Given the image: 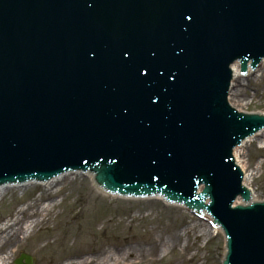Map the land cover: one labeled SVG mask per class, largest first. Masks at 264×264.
Listing matches in <instances>:
<instances>
[{
  "label": "water",
  "instance_id": "95a60500",
  "mask_svg": "<svg viewBox=\"0 0 264 264\" xmlns=\"http://www.w3.org/2000/svg\"><path fill=\"white\" fill-rule=\"evenodd\" d=\"M66 1L67 4L60 0L61 5L56 6L53 3H40L39 0H34L32 3L19 5L18 11L15 5L12 12L8 13L6 17L0 12L3 17L1 19L3 22L0 29V43L3 42L2 46L6 49L3 51L4 53L0 54V60L6 58L0 64V150H3L0 154V176L19 171L17 166L21 159L12 154L10 149L18 142L21 133L23 134L20 138L21 145L24 147L28 142H31L32 137L30 136L38 137L40 134H45L44 141L46 143H54L58 140L63 131L56 130L54 125L45 117L54 118L56 111H62L61 105H67L68 110L71 109L73 114H89L93 109L101 111L105 105L115 109L121 106V101L129 96L130 92H133L137 105H134L132 109H139L137 116L143 125L137 130L139 135L131 133L134 131V123L131 119H128V123L122 129V132L110 125L102 126L100 124H98V128L95 127L92 131H97L102 135L112 132L117 140L124 137L128 142H134V148L137 150H144L142 142L145 141V149H153L155 155L151 152L138 153L136 162L148 157L150 164L140 165V169L147 174L155 165L171 164L166 162L164 158H159L160 162H158L157 158L166 155L169 152L168 147L172 146L163 141V135L157 140L153 131L150 133L144 131V127L147 126L150 118L156 122L157 120L156 113L146 116L143 106L148 104V112L150 111V105L159 106L161 102L163 104L164 101H167L176 106L175 111L171 109L174 115L180 111L181 107H184L185 114L186 111H190L192 114L187 119L195 122L194 117L197 115L198 102H205L207 105L204 104L205 112L203 115L210 120L212 119V122L207 135L202 137L203 131L191 121L189 129L197 134L192 145L201 148L203 150L202 155L209 156L208 158L211 157V153H214V155H217L218 160H216V163L211 160V171H206L204 177L198 174L193 181L196 186L200 183H207L212 194L210 196L217 203L218 193H225L228 190L225 184H217V182L223 181L219 175L226 173L224 159L228 147L227 140L233 138V136L231 138L229 136V133L231 135L229 121H232V118L231 116H224L225 114L220 111L215 101L209 105V99L213 98V94H208L207 91L202 92L203 88L200 87L197 79L200 73H204L203 78L208 79L211 74V66L216 63L214 73L216 79L221 83L226 76L223 58L230 59L235 55V52L247 57L252 54L250 52H252L251 48L254 43L264 44V0ZM125 3L127 6H125ZM126 8L128 9L126 10ZM48 10L49 12L46 13ZM120 10L125 11L121 13ZM137 14H147L146 17L151 18L152 26L149 23L145 26L150 31L149 34L142 36V45L137 43L133 50L128 48L129 52L133 54L136 50V56L132 58V62L127 66L135 67V59L140 61L144 66L143 72L146 74L145 76L141 73L145 81L141 84L136 82L138 86L130 90L128 88L130 82H121L120 85L123 87L124 93L122 100L116 102L113 99L111 83H118L115 76L121 77L123 72L125 81H128V78L125 76V67L120 68L119 66L120 61H117L116 64H114L115 62L110 63L109 60L112 56L109 55V49L118 44H123V42H130L134 32L137 34L134 39L139 37V30L143 31V15ZM166 14L169 16L165 17ZM136 16L139 18H136ZM83 18L87 21L91 19L95 23H90L93 25L86 24L81 21ZM164 18H167L168 27L159 25ZM58 20L65 21L73 29L75 36L73 32H64L63 26L56 27L58 26ZM78 21H80L79 28L77 26ZM119 23L126 27L127 32H131L130 38L126 39L124 37L128 33H125ZM249 27H253L254 30L252 31ZM38 29H40V32L34 34ZM168 31H170V37ZM33 35L37 39L33 57L40 68L31 67L26 71H21L18 64L13 66V60L14 58L22 59L31 55L32 46L28 51L20 53L19 50L24 49L25 45L31 43ZM75 37L77 39L74 40L77 41L75 47H73L70 40ZM97 37H100V42H95ZM55 38L61 44L67 43V46L60 48L64 57L54 55L49 50L53 46ZM86 38H89L88 41L81 43ZM207 39L211 40V47L216 44L220 48L216 47L213 53L210 52L203 42ZM147 48L151 50L148 56L151 58L150 62L147 61L148 58L145 56ZM219 49L220 57L218 59L216 54ZM12 50H16V54H13ZM142 51L145 54L141 53ZM65 55L66 59H64ZM91 55L93 56L89 59ZM79 57L83 60L81 64L80 61L73 60ZM95 60L98 64L96 67L91 68L89 65H92ZM121 63L123 66L125 61L121 60ZM106 67H109L108 73L104 72ZM77 68L82 69L83 76H76ZM21 73L28 75L30 79L25 81ZM19 79L22 82L21 85H12V82H10H18ZM74 81L83 82L78 84ZM156 85L158 87L163 86L160 93L156 91L154 87ZM71 88L72 92H70ZM81 92L90 95L88 97L90 101L84 105L82 112L79 111L80 108L74 107L76 100L80 98ZM102 95L106 96V102L103 101ZM170 98L175 99L171 100ZM189 99L190 101L186 105L183 101ZM127 100V98L124 99L125 102ZM213 107L214 110L211 111ZM63 114L66 115V111H63ZM123 116L122 112H115L114 120L119 123ZM171 122H174V119ZM205 127L207 126L205 125ZM217 127L222 132L217 133L219 130ZM126 130L129 134H123ZM170 131H172L171 126ZM89 138L93 140L97 138V135H90ZM168 138L169 136L165 137V139ZM179 140L185 141L182 138ZM99 142L101 143L102 140L99 139ZM81 149H86V145H83ZM201 158L202 156L200 160ZM36 162L40 164H35L36 167L43 168L45 165L43 161L36 160ZM193 163L192 160L186 161L188 166H192ZM198 165L199 160L196 166ZM128 172V170L119 168L110 173L122 175L128 174ZM171 177V172L163 170L156 177L137 176L138 179H149L150 183L147 184L138 182L142 183L145 189L153 187L154 189H170L173 191V188L168 187L166 184V181ZM120 182L125 188H130L126 181ZM175 183H178V181L176 180ZM243 185L245 186L244 182ZM246 188L251 193L250 187ZM180 195L188 197L183 194ZM28 261L30 264L29 258Z\"/></svg>",
  "mask_w": 264,
  "mask_h": 264
},
{
  "label": "rangeland",
  "instance_id": "374dc122",
  "mask_svg": "<svg viewBox=\"0 0 264 264\" xmlns=\"http://www.w3.org/2000/svg\"><path fill=\"white\" fill-rule=\"evenodd\" d=\"M260 79L259 83H252L255 87H242L246 91L240 97L241 104L238 107L246 111H264V78ZM255 89L258 90L257 94ZM255 141V145L247 147L243 154L246 160L249 159L247 170L259 171L254 187L259 198H263L264 167L260 170V164H264L263 138ZM78 179L70 187L66 186L49 197L45 196L46 193L54 190L48 191L40 186L4 193L0 200V229L26 203L40 201L43 204L52 198L57 205L49 212L54 220L43 225L40 223L37 229L39 235L35 236L48 241V245L42 251H37L33 245L34 237L26 238L10 253L9 246L4 247L0 252V264H15L22 254L31 256L33 264H63L71 259L94 255L104 257L116 252H123L128 258L130 250L138 260L128 258L124 264H221L224 255L223 237L206 240L204 237L197 239V234L185 235L184 229L196 223L197 219L183 209L165 207L161 201L104 197L92 189L89 180ZM61 187L63 185L59 184L55 190ZM71 228L81 231L83 239L80 244H74L73 238L68 235ZM179 233L181 236L176 240L175 248L159 246L154 257L142 259L141 247L149 248L148 239L152 237L164 245ZM54 248L60 252L55 261L49 257ZM113 261L114 257L104 262L114 264Z\"/></svg>",
  "mask_w": 264,
  "mask_h": 264
},
{
  "label": "bare ground",
  "instance_id": "6f19581e",
  "mask_svg": "<svg viewBox=\"0 0 264 264\" xmlns=\"http://www.w3.org/2000/svg\"><path fill=\"white\" fill-rule=\"evenodd\" d=\"M231 68H233V80H232V86H231V91H230V96H229V102L231 104H234V106L237 107L238 109H242L241 107L237 106V105L241 104L239 99H240V97H242L244 95V93L246 91V90L244 91V89H242V87H245V85H246V87H250L251 85H253L252 83H255V82L259 83L261 80L260 78H262V79L264 78V59L261 62V64L259 65L257 71L252 72L251 70H248V75L245 76V78L242 77L241 75H239L240 74V65L238 63L237 64L236 63L231 64ZM261 71H262V74L258 75V73H260ZM245 83H247V84H245ZM253 87H255V86L253 85ZM255 91H256V93L258 92L257 89H255ZM259 138L260 139L263 138V144H264V131L257 134L254 137L247 139L238 148H236L234 151V156H235V159L237 161L236 163L238 165H240L242 171L244 172V181L243 182H244L246 187H250L251 194H252V201H260L259 200L260 198L256 192L255 187H254V183H255L257 174H259L258 173L259 171H257V170L248 171L247 170L248 169L247 165L249 166V159L246 160L245 155L243 153L247 147L248 148L253 147L256 143L255 140H257ZM263 167H264V164L261 163L260 164V170H262ZM76 175L80 176V179H83L82 174L81 175L76 174ZM73 177H75V175H73V174L66 175V176H63L62 178H60L58 180H55V181H52L50 183L42 185V186H45V188L48 191L54 190V191H51L52 193H46L45 196L49 197L50 195L57 194L58 192L63 190L64 187H66V186L70 187L71 183H73V181L76 180ZM86 177L91 179V181L93 183V176L92 175H87ZM65 181H66V183H63ZM59 184L63 185V187L55 190V188ZM35 186H37V184H28V185L19 186V187L7 186L4 188H3V186H0V200L4 197L3 195L6 192H9L11 190H16V188H19L18 190L25 191L28 188H32ZM92 186H93V189L98 194H100L104 197L111 196L110 193L105 191L99 185L95 184V182L93 183ZM48 199H50V201H46V203L44 202L43 204L40 203V201H38V202L32 201L29 204L26 203L25 204L26 206L19 208L15 211L16 214H15L14 218L12 217L9 221H7L6 223L3 224V226L0 229V252L6 246H9L8 253L12 252V251H14V248L19 246L23 240H25L26 238L29 239L30 237H34L33 238L34 239L33 245L37 251H42L48 245V241H45V239L35 237V236L39 235L38 234L39 231L37 229H38L40 223L43 225V224H45V222H49V221L54 220V217H51L52 215H49V212H51V210L56 207L57 203L52 198H48ZM155 200H159V199H156V198L148 199L149 202L155 201ZM241 203H242L241 199L240 198L237 199L236 205L241 204ZM164 206L169 207V208L174 207V208H180L181 209L180 206H172V207L168 206V205H164ZM220 231H221V229L214 230L211 227H207L206 224L203 223L202 221H197L193 225L186 227L183 232L187 236L191 235V234H193V235L197 234V236H196L197 239L204 237L207 240L208 237L215 236ZM22 235L24 236L23 238L21 237ZM68 235L73 238L74 244H80L81 240L83 239V237H81V231L74 230L73 228H71V230H68ZM179 236H181V233L172 236L171 239H169V242H167V244H164V245H160V243L157 240H155L151 237L150 239H148L149 248L141 247V249H142L141 256H143L142 259L145 260L146 256L148 258L154 257V254L156 253V250H157V248H159V246H170L171 248H175L176 240L179 239L178 238ZM124 254L125 253H123V252H116L110 256H104V257H102V255H94L93 257L87 256V257L67 260L63 264H106L104 261L109 262L110 260H112L113 257L115 258V261H113L114 264H124L125 262H127L128 258H130L132 260H138L137 256L132 252V250H130L128 252V256H129L128 258ZM59 255H60V252H58V250L56 248H54L50 252L49 257L55 261L59 257ZM109 264H111V262Z\"/></svg>",
  "mask_w": 264,
  "mask_h": 264
}]
</instances>
